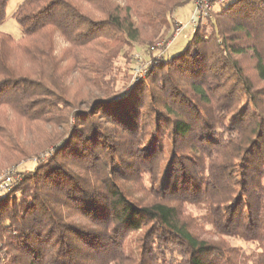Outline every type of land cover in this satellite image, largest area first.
Listing matches in <instances>:
<instances>
[{
  "label": "trees",
  "instance_id": "obj_1",
  "mask_svg": "<svg viewBox=\"0 0 264 264\" xmlns=\"http://www.w3.org/2000/svg\"><path fill=\"white\" fill-rule=\"evenodd\" d=\"M190 1L22 0L0 28V174L35 164L0 196L3 264H264V0H211L157 57Z\"/></svg>",
  "mask_w": 264,
  "mask_h": 264
},
{
  "label": "rangeland",
  "instance_id": "obj_2",
  "mask_svg": "<svg viewBox=\"0 0 264 264\" xmlns=\"http://www.w3.org/2000/svg\"><path fill=\"white\" fill-rule=\"evenodd\" d=\"M21 1L22 0H10L9 1V4L7 6V17L4 21V23L2 24V26L0 27L2 30H5V31L11 33L12 35H14L17 38L21 36L22 32H21V28H20L19 24L16 22L15 18L12 16V14ZM217 4L218 3H216L213 7H217L218 6ZM193 13H194V1L192 0V1L188 2L187 4L183 5L182 7H179L175 11L174 17H175V20L178 21L180 24H187L188 22L191 21ZM187 32H188V29H183L181 32H179V34H177L173 37L171 44L169 45L168 50H167L169 58L177 55L179 52H181L184 49L185 45L187 44V38L184 36V34ZM138 58H139V60H137ZM146 60H147V55L144 52H142L141 49H137L136 51L133 52V57L131 59L130 66H134V68H135L137 66V63L144 62ZM119 63L121 65H123L124 67H127V65H129L125 62L124 58H122V57H120ZM246 65L248 66V68L250 70L251 64L248 60H246ZM243 99L245 101L247 99L246 96ZM230 123H232V120L230 121ZM38 156L41 157V159L45 158L44 153H40V154H38ZM38 156L34 158L35 161L38 160ZM34 165L35 164L33 162H30V161L29 162L20 161L16 166L8 167L6 170H4L0 174V176L7 175L9 172H12V171H17V170H22V169L30 170V169H32V167H34ZM201 233H205V232L201 231ZM3 262H4V260L2 258L0 260V264H3Z\"/></svg>",
  "mask_w": 264,
  "mask_h": 264
},
{
  "label": "built area",
  "instance_id": "obj_3",
  "mask_svg": "<svg viewBox=\"0 0 264 264\" xmlns=\"http://www.w3.org/2000/svg\"><path fill=\"white\" fill-rule=\"evenodd\" d=\"M213 6L211 0H194V13L191 21L187 24H180L175 35L179 34L183 29H188V32L185 33L184 36L189 38L196 30L198 24L205 22L211 15ZM171 41H169L165 47L163 42L156 45V50L158 51L157 57L161 58L162 56H165ZM137 60H139V58ZM149 65L150 61L148 59L144 62L137 63V66L134 68V82L146 74ZM17 179V171H12L7 175L0 176V196L4 191L11 189L15 185Z\"/></svg>",
  "mask_w": 264,
  "mask_h": 264
}]
</instances>
